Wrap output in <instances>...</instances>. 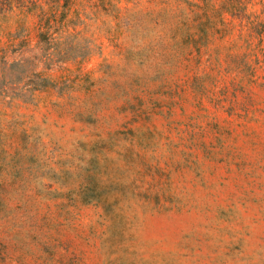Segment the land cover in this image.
I'll return each instance as SVG.
<instances>
[{
    "label": "rangeland",
    "instance_id": "rangeland-1",
    "mask_svg": "<svg viewBox=\"0 0 264 264\" xmlns=\"http://www.w3.org/2000/svg\"><path fill=\"white\" fill-rule=\"evenodd\" d=\"M0 264H264V0H0Z\"/></svg>",
    "mask_w": 264,
    "mask_h": 264
}]
</instances>
